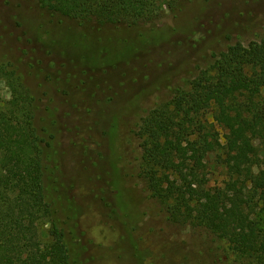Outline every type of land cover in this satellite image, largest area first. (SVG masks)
<instances>
[{
    "label": "trees",
    "instance_id": "16d2710c",
    "mask_svg": "<svg viewBox=\"0 0 264 264\" xmlns=\"http://www.w3.org/2000/svg\"><path fill=\"white\" fill-rule=\"evenodd\" d=\"M33 1L70 23L35 38L58 56L74 46L72 53L92 69L134 57L156 40L143 29L165 17L158 0ZM107 26L135 37L109 38L94 56L80 47ZM20 53L0 63V81L11 94L4 101L0 91V264H79L76 228L58 216V205L69 199L57 175L55 112L38 121L43 95L28 78L39 80L43 70L37 59L25 64L28 50ZM213 58L209 69L143 118L141 177L173 224L202 227L237 256L264 264V39L237 43ZM212 161L225 176L220 186L210 184Z\"/></svg>",
    "mask_w": 264,
    "mask_h": 264
},
{
    "label": "rangeland",
    "instance_id": "374dc122",
    "mask_svg": "<svg viewBox=\"0 0 264 264\" xmlns=\"http://www.w3.org/2000/svg\"><path fill=\"white\" fill-rule=\"evenodd\" d=\"M158 5L165 17L142 31L154 35L153 43L116 68L92 69L72 53L74 46L71 54L58 56L35 38L70 23L63 25L33 0H0V63L28 50L25 64L37 59L43 70L39 80L28 78L43 95L38 121L55 112L57 175L69 199L58 205V216L76 228L72 242L80 249L79 264H263L237 256L225 239L202 227L169 220L141 177L138 130L151 110L209 69L214 54L264 39V0H158ZM69 28L82 32L73 24ZM128 35L107 26L80 47L94 56L109 38L135 37ZM0 91L4 101L11 98L4 81ZM211 166L210 184L222 185L223 170L213 161ZM259 219L264 231V216Z\"/></svg>",
    "mask_w": 264,
    "mask_h": 264
}]
</instances>
